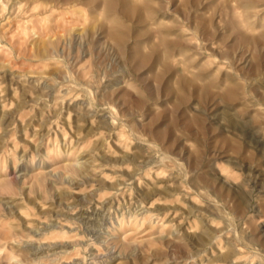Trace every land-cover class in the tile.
<instances>
[{
    "label": "rangeland",
    "instance_id": "obj_1",
    "mask_svg": "<svg viewBox=\"0 0 264 264\" xmlns=\"http://www.w3.org/2000/svg\"><path fill=\"white\" fill-rule=\"evenodd\" d=\"M0 264H264V0H0Z\"/></svg>",
    "mask_w": 264,
    "mask_h": 264
}]
</instances>
